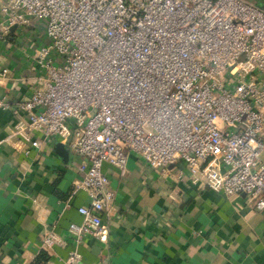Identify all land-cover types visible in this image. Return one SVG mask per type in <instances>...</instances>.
Instances as JSON below:
<instances>
[{
    "label": "built area",
    "instance_id": "2783aa9c",
    "mask_svg": "<svg viewBox=\"0 0 264 264\" xmlns=\"http://www.w3.org/2000/svg\"><path fill=\"white\" fill-rule=\"evenodd\" d=\"M33 20L48 40L18 131L82 158L77 243L106 240L115 208L102 164L123 170L131 151L165 171L182 162L193 183L264 210V0H0V36ZM60 264L87 263L72 249Z\"/></svg>",
    "mask_w": 264,
    "mask_h": 264
},
{
    "label": "crops",
    "instance_id": "0c3cea01",
    "mask_svg": "<svg viewBox=\"0 0 264 264\" xmlns=\"http://www.w3.org/2000/svg\"><path fill=\"white\" fill-rule=\"evenodd\" d=\"M0 36V264H60L77 249L87 264H264V210L244 194L228 195L193 183L184 163L153 167L131 151L124 169L102 171L113 192L114 213L102 222L106 240L86 234L77 243L69 223L89 196L75 182L81 157L66 143L18 131L28 121L19 107L41 72L37 49L48 39L42 22L11 24ZM264 159V151L261 154ZM55 242L42 246L41 235Z\"/></svg>",
    "mask_w": 264,
    "mask_h": 264
},
{
    "label": "trees",
    "instance_id": "16d2710c",
    "mask_svg": "<svg viewBox=\"0 0 264 264\" xmlns=\"http://www.w3.org/2000/svg\"><path fill=\"white\" fill-rule=\"evenodd\" d=\"M47 259L44 251H41L34 259L33 264H42Z\"/></svg>",
    "mask_w": 264,
    "mask_h": 264
}]
</instances>
